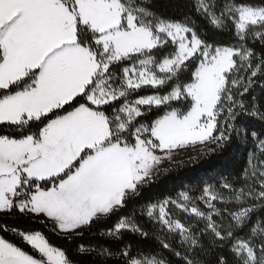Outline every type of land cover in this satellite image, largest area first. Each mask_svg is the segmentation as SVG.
<instances>
[{
	"label": "snow or ice",
	"instance_id": "obj_1",
	"mask_svg": "<svg viewBox=\"0 0 264 264\" xmlns=\"http://www.w3.org/2000/svg\"><path fill=\"white\" fill-rule=\"evenodd\" d=\"M262 82L264 0H0V264H264ZM236 144L237 175L138 203Z\"/></svg>",
	"mask_w": 264,
	"mask_h": 264
},
{
	"label": "trees",
	"instance_id": "obj_2",
	"mask_svg": "<svg viewBox=\"0 0 264 264\" xmlns=\"http://www.w3.org/2000/svg\"><path fill=\"white\" fill-rule=\"evenodd\" d=\"M183 0H152V5L157 11L166 12L171 15L174 13L176 6L181 4ZM264 83V82H262ZM255 94L260 96L264 94V87L261 83L255 86ZM245 163V150L243 145H233L226 149L225 152L201 158L198 163H190L185 160L183 164L177 163L166 174H161L158 180L147 189L143 197L138 203L142 204L145 200L156 199L168 194H175L176 191L185 188L201 187L205 182H212L221 176H234L237 175ZM21 227L25 225L18 222ZM31 228L44 232L54 244L62 243L55 235L50 233L43 225L32 224ZM104 230V226H98L93 234H86L82 239L78 238L75 243L71 245L74 249L78 244L84 246H95L97 244L107 242L104 241L99 232ZM0 235H8L0 233ZM128 240L133 243V246H149L152 245L151 241H140L134 237H128ZM18 242V241H17ZM154 246V245H153ZM94 257H83L80 259V264H94Z\"/></svg>",
	"mask_w": 264,
	"mask_h": 264
},
{
	"label": "rangeland",
	"instance_id": "obj_3",
	"mask_svg": "<svg viewBox=\"0 0 264 264\" xmlns=\"http://www.w3.org/2000/svg\"><path fill=\"white\" fill-rule=\"evenodd\" d=\"M176 160L179 163V161H181V160H183V161L188 160V156H187V154H182L180 156H177ZM165 167H167V164L165 165Z\"/></svg>",
	"mask_w": 264,
	"mask_h": 264
}]
</instances>
